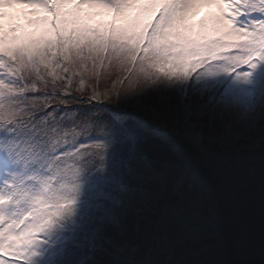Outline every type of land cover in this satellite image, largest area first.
<instances>
[{"label":"snow or ice","instance_id":"snow-or-ice-1","mask_svg":"<svg viewBox=\"0 0 264 264\" xmlns=\"http://www.w3.org/2000/svg\"><path fill=\"white\" fill-rule=\"evenodd\" d=\"M105 69L103 90L72 95ZM258 124L264 0H0V264H225L141 231L191 188L150 126L192 152L264 151Z\"/></svg>","mask_w":264,"mask_h":264},{"label":"rangeland","instance_id":"rangeland-1","mask_svg":"<svg viewBox=\"0 0 264 264\" xmlns=\"http://www.w3.org/2000/svg\"><path fill=\"white\" fill-rule=\"evenodd\" d=\"M112 75L113 69H105L98 80L88 75L82 82L79 77L74 78L89 84L91 91L94 86L103 90ZM126 112H134L142 121L147 119L134 106ZM262 130L264 125L258 124L251 135L259 139ZM173 143L179 153L173 159L188 162L183 174L191 188L183 199L170 194L163 201L179 204L178 215L162 220L150 215L141 231H166L176 244L175 260L207 258L226 264L230 253L239 261L264 260V162L261 157H254L264 151L249 150L244 141L206 145L202 152ZM213 232L218 238L209 240L208 235ZM186 236L191 238L184 239Z\"/></svg>","mask_w":264,"mask_h":264},{"label":"trees","instance_id":"trees-1","mask_svg":"<svg viewBox=\"0 0 264 264\" xmlns=\"http://www.w3.org/2000/svg\"><path fill=\"white\" fill-rule=\"evenodd\" d=\"M73 88H72V95L78 96V97H82L84 99H87V96L85 94L87 93V90L90 91V86L87 83H82L83 84V90L82 91H77L78 88L81 87V83H79L75 78H73ZM88 105L86 104H77V103H73V104H69V105H60V107H69V108H78V107H87ZM110 106H114V105H110ZM129 117L131 119L134 120H139L142 121L141 118L137 117L135 115L134 112L132 113H128ZM143 122V121H142ZM164 131V129L162 128H158L156 126H150V142L152 144H156V145H162L167 153L168 150V155L172 158H178V150L177 145H175L173 143V141H171L169 139V136L167 133H162L161 131ZM177 143V142H176ZM247 156V155H246ZM254 157L257 159L258 157H261L260 159H263L264 162V153H262V155H254ZM259 159V158H258ZM228 259L226 260L227 263L226 264H264V260L260 259V258H253V259H248L245 261H239L236 258H234L232 256V254L230 253L229 255H227Z\"/></svg>","mask_w":264,"mask_h":264}]
</instances>
